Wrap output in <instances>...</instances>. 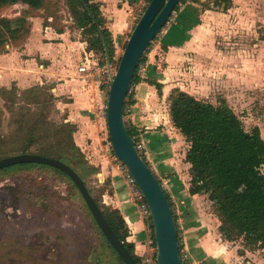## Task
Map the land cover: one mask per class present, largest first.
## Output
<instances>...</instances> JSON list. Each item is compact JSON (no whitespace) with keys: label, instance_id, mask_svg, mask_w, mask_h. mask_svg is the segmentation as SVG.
<instances>
[{"label":"rangeland","instance_id":"rangeland-1","mask_svg":"<svg viewBox=\"0 0 264 264\" xmlns=\"http://www.w3.org/2000/svg\"><path fill=\"white\" fill-rule=\"evenodd\" d=\"M186 1L188 3L183 4L179 11L189 12L185 9L187 5L198 7L189 2L192 0ZM197 1L210 3L212 0ZM69 3L70 0H42L39 9H25L22 4L0 7V18H11V24L7 28H19V32L13 34L9 43H23L29 32V17L38 14L45 19V24L51 23L57 30L64 27L75 28ZM200 10L202 9L199 8V16L204 18L205 12ZM213 11L216 13L210 14L207 27L202 32L205 38H197L194 47L183 48L184 56L178 61L177 70L171 75L169 82L198 99L217 106L222 101H227L243 121L246 130L252 131L258 126L264 138V0H233L232 7L226 12ZM177 15L178 13L175 18L172 17L174 19L171 18L172 22ZM199 16L196 22H191L195 24L189 29L185 41L180 42L181 46L193 37V29L202 24V16L200 19ZM102 28L108 30V19L104 15ZM82 36L87 39L95 38V35L89 34ZM157 41L155 39L152 46ZM126 43L121 47L123 51ZM4 49L6 48L3 47L1 51ZM113 49L117 60L113 64L117 67L123 51L119 56L115 44ZM101 51L103 50L93 51L92 58L102 66L104 58ZM12 84L9 88L0 87V159L23 151L26 142L24 139L29 134L27 130L35 127L37 120L41 121V129L35 135L44 134L43 136L49 132L48 127L55 130L64 123L63 114L46 108L48 103H45L44 92L52 93V85L38 86L40 91L30 96L27 91L29 88L16 87V91L5 92L6 88L11 90ZM135 90L136 84L129 95L134 94ZM129 95L127 101L130 99ZM129 106L130 104L127 109ZM22 126L23 131L20 129ZM169 129L174 131L173 128ZM100 134L103 135L102 143L107 146L106 160L113 171L114 167H118L119 161L116 160L111 145L108 126L105 125ZM186 141L181 149H177L178 161L188 149ZM47 142L49 140H39L34 147L46 145ZM64 144H58L57 147L66 148ZM66 155L77 160L73 152ZM85 157L89 166L98 168L97 173L87 175L88 187L102 206L117 209L113 204L105 203L104 197L113 195L112 177L103 176L102 167L91 163L86 154ZM143 157L154 169L150 157L147 154ZM75 165L84 171L83 165ZM163 184L167 185L165 181ZM208 196L209 194L202 197L198 205L201 204L200 209L204 210L202 214L213 220L217 217L215 204ZM204 201L208 205H203ZM171 205L180 226L183 259L188 264H203L202 261L193 263L186 247L180 221L184 209L174 199ZM215 223L219 226L217 228L221 239L230 244V249L235 248L236 253L243 256L237 262L250 261L247 253L252 256L255 252L264 257V245L252 247L243 236L229 241L220 231L221 222L218 220ZM151 224L147 222L149 228ZM217 241L220 242V238ZM109 244L94 223L75 184L65 175L40 165H21L0 170V264H123ZM136 255L139 256L137 253ZM140 262L142 264L141 257Z\"/></svg>","mask_w":264,"mask_h":264},{"label":"crops","instance_id":"crops-1","mask_svg":"<svg viewBox=\"0 0 264 264\" xmlns=\"http://www.w3.org/2000/svg\"><path fill=\"white\" fill-rule=\"evenodd\" d=\"M94 1L100 3L101 11L108 19V29L117 48L116 53L120 56L123 51L121 47L131 35L133 13L140 0ZM22 5L25 9L30 8L26 4ZM198 7L200 8L199 5ZM212 13L216 12L207 10L204 18L200 15L202 24L193 29V37L183 46L169 32L165 40L166 46L158 39L150 47L143 62V74L141 73L140 81L136 84L134 102L126 110V123L138 131L146 146L145 154L154 165V169L151 168L161 181L170 201L174 199L184 209L180 217L181 229L184 230L186 247L193 263L264 264V257L255 252L252 256H249L250 253L246 254L251 258L250 261L237 262L243 256L237 254L235 248L230 249V244L221 239L217 228L219 226L215 223L219 220L218 216L211 220L202 214L204 210L200 209L201 204L198 205V202L208 194H190L191 164L186 161L190 145L187 141L188 149L181 154L180 161L177 160V149L182 148L186 138L171 120L169 97L175 88L180 87L169 81L177 70L178 61L184 56L183 48L194 47L197 38H205L202 32L206 29ZM82 31L83 29L77 27L57 30L51 23L45 24V19L39 14L29 17V32L24 42L7 44L6 50L0 52V87L9 88L11 83L19 89L52 85V94L56 98L54 111L64 115V122H71L76 126L73 136L76 144L91 163L102 167L103 176L112 177L113 195H104L105 203L113 204L121 211L131 231L128 241L135 244L136 253L140 255L139 251L143 252L144 243L149 236L148 225L141 219L135 207L127 205L125 184L119 168L114 167L112 171L106 160L107 146L102 143L103 135L100 134L105 128V121L93 108L92 99L105 102L107 89L97 84L84 86L80 79V63L85 59L95 61L92 58L94 52L88 49V42L82 36ZM158 84L161 86V93ZM203 205L208 203L204 201ZM177 226L179 231L178 223ZM219 238L220 242L217 241Z\"/></svg>","mask_w":264,"mask_h":264},{"label":"trees","instance_id":"trees-1","mask_svg":"<svg viewBox=\"0 0 264 264\" xmlns=\"http://www.w3.org/2000/svg\"><path fill=\"white\" fill-rule=\"evenodd\" d=\"M84 1L90 7V10L102 28L103 13L100 8V3H96L94 0ZM150 1L151 0H147L148 4ZM189 2L198 4L203 12L207 10H221L226 12L232 7L233 0H212L210 3L199 2L197 0ZM187 3L188 1L186 0L180 1L175 8V13H178L176 20L174 22L170 20L171 22L166 32L164 34H159L155 38L160 39L164 46H166L165 40L169 32L174 35V39L177 42L180 43L184 41L185 38L188 37L187 30L195 24L191 22H196V20H198V7L187 5L185 9H188L189 12L179 11L181 6ZM16 4H26L30 8L39 9L42 6V0H0V7ZM69 6L76 27L83 29L82 34L95 35L94 39L85 38L88 42V49L94 52H99L100 49L103 50L101 52L104 60L101 64L105 65L106 56L104 44L98 24L86 10L81 0H70ZM176 14L172 17L176 16ZM0 19V52H2L6 49L2 51L1 49L3 47L7 48V44H10L9 41L13 38V34L19 32V28H7L11 24V18L2 17ZM102 32L106 39L111 62L113 64L114 61L116 62L117 60L114 56V41L112 35L109 29L107 30L106 28H102ZM144 60L145 56L142 58L141 63H143ZM139 81L140 78L136 72L132 81V86ZM157 86L161 93V86L159 84ZM39 89L40 87L34 86V88H29L27 91L30 96H33ZM10 91H16V86H12L11 90L5 89V92ZM44 95L45 103H48L46 108L52 111L55 109L56 98L48 91L44 92ZM129 96V101L125 103V114L128 105L134 102V94H130ZM35 97L39 98V96ZM169 101L171 120L190 145L186 154V161L191 164L190 194H209V198L214 202L216 214L221 222L220 231L227 240L234 241L243 236L246 242L252 247L264 245V138L261 135L260 128L256 126L252 131L246 130L243 121L233 108L229 106L227 101H222L221 104L217 106L209 101L198 99L196 96L180 88H175L172 91ZM42 105H45L44 102H42ZM24 116L25 115H23V117ZM20 121L22 120H19V122ZM40 123L41 121L37 120L35 127L32 126L27 130L29 134L24 139L26 142L21 153H35L62 160L72 166L87 185V175L97 173L98 168L88 165L85 154L74 141L73 136L76 126L71 122H64L59 129L52 130L51 127H48L50 129L45 136H43L44 134L35 135V132L41 129V127H39ZM23 128V126L20 127L22 131ZM127 128L132 136L139 134L134 127L128 124ZM39 140H49V142H47L46 145L34 147V145L38 144ZM50 140H55V142ZM63 143H65L64 147L66 148L57 147L58 144ZM68 152H73L77 160L71 159L66 155ZM75 164L78 166L83 165L84 171L78 169ZM21 165L47 166L72 180L63 171L45 164L23 163L10 167ZM76 188L85 203V207H87L88 211L91 213L77 186ZM89 191L102 210L110 226L124 242L136 261L141 264L140 257L135 253V244L128 241L131 231L121 211L118 208H105L99 203V200L93 195V191L90 188ZM167 196L170 200L168 194ZM127 205L134 207L129 202H127ZM91 216L93 217L92 213ZM93 220L106 242L109 243L94 217ZM150 229L154 231L153 224L150 225ZM109 245L113 252L118 255L113 246L111 244ZM182 248L181 245V250ZM118 258L123 264H126L119 255ZM185 263L188 264L187 261H185Z\"/></svg>","mask_w":264,"mask_h":264},{"label":"water","instance_id":"water-1","mask_svg":"<svg viewBox=\"0 0 264 264\" xmlns=\"http://www.w3.org/2000/svg\"><path fill=\"white\" fill-rule=\"evenodd\" d=\"M94 21L99 26L103 40L106 64L111 68L109 48L96 17L84 0H81ZM181 0H151L133 29L111 81L108 93L107 124L115 155L135 177L145 195L152 212L154 236L159 264H186L181 254L178 226L171 202L159 178L150 164L136 149L133 136L129 133L125 120V103L130 93L132 81L141 60L155 38L168 25ZM23 163H38L55 167L66 173L76 184L85 199L93 217L102 232L126 264H139L124 242L108 223L102 210L89 191L82 177L70 166L57 158L35 154L19 153L0 159V170Z\"/></svg>","mask_w":264,"mask_h":264},{"label":"built area","instance_id":"built-area-1","mask_svg":"<svg viewBox=\"0 0 264 264\" xmlns=\"http://www.w3.org/2000/svg\"><path fill=\"white\" fill-rule=\"evenodd\" d=\"M147 6H148L147 0H140V2L137 4V8L134 10V13H133L134 23H133L132 31L135 28L141 16L143 15ZM165 32H166V27L159 34H164ZM148 50L146 51L144 56H146ZM117 68H118V64H117V67L114 64H111V68H110L107 66V64L101 66L97 62L92 61L91 59H85L83 62L80 63L78 67L79 76H80V79L84 82L85 84L84 86H89L91 84H97L99 87L105 86L107 89V98L105 102L97 98L92 99L93 108L97 112L98 116L104 119L106 126H108L107 124L108 93L110 90L111 81L117 72ZM143 70H144V67L142 63V65L141 64L139 65V68L137 70V73L139 74V76L141 75V73L143 74ZM133 90H134V86L131 85L130 92L132 93ZM133 138L136 143V149L141 154V156H144L146 146L144 142L141 140L140 135L139 134L135 135L133 136ZM116 160L119 161L118 168L120 171L121 178L125 184V189L127 192V202L132 204L138 210L140 217L144 222L146 223L151 222L153 224L151 209L135 177L132 175V173L128 170L126 165L121 160H119L118 158H116ZM148 229H149V236L144 243V250L139 255V257L142 258V264H159L157 260L158 251H157L156 240L154 237V231L151 230L149 227Z\"/></svg>","mask_w":264,"mask_h":264}]
</instances>
